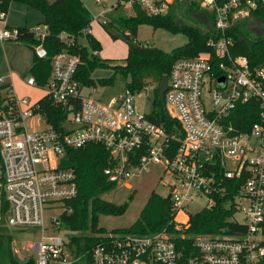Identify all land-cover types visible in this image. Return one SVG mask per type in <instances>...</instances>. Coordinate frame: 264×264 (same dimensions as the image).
I'll use <instances>...</instances> for the list:
<instances>
[{"label":"built area","instance_id":"obj_1","mask_svg":"<svg viewBox=\"0 0 264 264\" xmlns=\"http://www.w3.org/2000/svg\"><path fill=\"white\" fill-rule=\"evenodd\" d=\"M12 1L0 0V43L20 40L21 28L8 23ZM173 1L120 0L119 7L138 5L159 16L169 12ZM198 1L214 12L217 37L207 42L209 50L176 59L168 74L164 105L182 135L155 120L153 110L137 105L136 96L153 87L141 92L125 87L108 102L90 97L85 90L95 86L77 77L81 57L69 51L51 57L52 71L44 85L34 75L26 79L66 113L57 128L47 123L40 100H18L13 85L0 78V202L4 195L10 228L41 234L28 244L26 259L35 264H264V67L252 70L247 55L233 54L234 39L228 34L237 21L264 9V0H227L222 5ZM98 20L106 26L110 17L103 12ZM91 27L84 31L90 33ZM24 29L33 35L35 55L48 58V26ZM251 101L261 110L260 121L249 126L236 117L238 106ZM32 118L37 120L29 129ZM67 120L75 128L66 130ZM90 144L108 151L104 175L115 185H127L135 172L162 165L177 228L190 227L193 214L187 205L203 199V209L223 206L227 222L218 233H182L181 243L167 233L105 232L88 253L78 255L71 231L62 225V216L73 211L67 202L79 192L77 174L64 162L69 149Z\"/></svg>","mask_w":264,"mask_h":264},{"label":"trees","instance_id":"obj_2","mask_svg":"<svg viewBox=\"0 0 264 264\" xmlns=\"http://www.w3.org/2000/svg\"><path fill=\"white\" fill-rule=\"evenodd\" d=\"M31 7L41 11L44 15L43 24L48 26L49 33L44 41L49 57L39 58L34 55L33 65L29 74L35 76L39 85H44L52 71L51 57L65 50L81 57L78 66L77 77L85 85L96 86L92 72L100 66H105L97 53L90 55L88 47L80 44V36L87 39L94 51L102 49L101 42L90 32L84 30L92 25L94 17L82 0H22ZM119 1L116 14L110 17L106 25L108 33L115 39V30L123 35L128 42V55L124 65L111 66L114 70L112 77L99 80V84L108 85L114 81V77L120 74L126 80V87L133 92H141L145 87L154 88L152 117L163 123L168 131H176L182 135L179 123L171 117L164 105V99L160 96V85L163 77L170 73L172 64L176 59L194 57L200 52L209 50L207 42L217 37L214 28L215 14L205 9L199 1H190L187 7L186 17L193 16L189 22L180 23L176 20L174 10L181 8V0H174L169 12L164 15L152 16L147 14L138 5L132 8L131 15H124L119 11ZM222 5L227 0H216ZM116 8V9H117ZM257 20L264 24V9L252 11L249 16L237 21L228 34L234 39L233 54H245L250 61L252 70L264 67V32L256 34L251 29V22ZM142 24H150L155 29L163 28L172 33H183L187 42L175 48L172 52L147 45L137 39L139 27ZM33 40V35L21 28L20 40ZM218 63V62H217ZM110 66V65H109ZM42 109L48 124L57 128L64 121L66 113L51 99H40ZM260 107L255 101L238 106L237 121L244 120L247 125L260 121ZM108 151L100 144H90L80 149H69L64 166L71 167L77 174L79 186L78 195L67 202L73 211L62 216V225L71 231V245L78 255L88 253V250L99 236L105 233L104 228L97 225L99 214L122 215L128 209V202L117 204L103 198V194L111 191L116 185L109 182L104 175V169L108 165ZM9 204L4 195L0 202V214L6 218ZM229 214L223 206H217L212 210L203 209L197 214L191 215L188 229H179L174 221L175 213L172 210L168 197L153 193L137 221L127 232L153 236L158 233H167L176 240L181 239V234L198 235L205 233H218L221 226L227 222ZM264 233V226H263ZM13 234L9 227L0 224V264H35L33 258L18 259L12 248ZM94 241V242H95ZM182 242V240L178 241ZM87 263V262H86Z\"/></svg>","mask_w":264,"mask_h":264},{"label":"rangeland","instance_id":"obj_3","mask_svg":"<svg viewBox=\"0 0 264 264\" xmlns=\"http://www.w3.org/2000/svg\"><path fill=\"white\" fill-rule=\"evenodd\" d=\"M52 1V0H50ZM87 8L92 13L94 20L92 24V33L99 39L102 49L98 51L100 60L105 63V66L97 67L92 72V77L96 81L95 90H85L87 94L91 91L90 97L108 102L113 100L121 94L126 87V80L120 74H117L114 81L108 85L99 84L100 79L112 77L114 70L111 66L126 63L128 55V42L119 32L112 30L113 34L117 35V39L113 38L107 31L105 25L99 22L98 17L106 13V17H111L116 14L118 8L116 4L118 0H82ZM190 1L198 0H181V8L174 10L176 20L180 23L189 22L193 16L186 17L187 7ZM117 8V9H116ZM124 15H131V8H119V11ZM186 14V15H185ZM44 15L38 9L31 7L27 2L22 0H13L8 10V23L13 27L33 28L39 24L43 25ZM251 29L256 34L264 32V24L257 20L251 22ZM137 39L145 44L156 46L166 52H172L175 48L184 45L187 42V37L183 33H172L166 29H155L150 24H142L139 27ZM33 40H19L10 42L11 47H7L6 56L3 54L2 46H0V78L7 77L10 73L22 71L26 66L32 63L34 59V52L32 47ZM78 42L88 47L90 55H94L95 51L92 49L87 36H80ZM110 65V66H109ZM30 68L21 76L28 78ZM20 80V77H19ZM6 82L9 80L6 79ZM17 90L16 97L21 100L30 97L32 102L38 101L45 95L44 89L39 87H32L25 84L24 80H20L15 85ZM89 96V95H88ZM3 97H7V92L3 91ZM154 91L152 89L143 91L136 96V102L139 108L145 112H151L154 109L153 105ZM36 118L27 120L29 129L35 125ZM43 124H38L42 126ZM66 130L75 128L69 120L63 124ZM163 174V167L160 164H154L148 171L135 172L134 175L127 181L126 184L116 185L111 191L104 193L102 196L109 201L117 204H124L128 202L127 211L122 215H106L99 214L97 225L104 228L105 232H118L127 230L125 228L131 227L139 218L142 209L153 193L163 196H168L170 189L164 183L167 180L166 175ZM130 186V187H128ZM205 200L190 202L187 205V211L190 214H197L203 210ZM57 212L55 215H57ZM186 220L183 217L178 218ZM1 226H6V218L0 214ZM9 232L13 234L12 248L15 256L18 259H26L25 255L30 254L27 249L28 244L33 241L40 240L41 234L37 229L17 230L9 227Z\"/></svg>","mask_w":264,"mask_h":264},{"label":"crops","instance_id":"obj_4","mask_svg":"<svg viewBox=\"0 0 264 264\" xmlns=\"http://www.w3.org/2000/svg\"><path fill=\"white\" fill-rule=\"evenodd\" d=\"M93 24V23H92ZM91 33H92V30H91ZM93 34V36L97 39V40H99L95 35H94V33H92ZM10 42H14V41H9V42H5V43H0V46H2V48H3V50H2V52H3V54L6 56V49H7V47H11L12 45H11V43ZM32 48V47H31ZM33 49V48H32ZM129 49V48H128ZM34 52V51H33ZM98 54V53H97ZM34 55H35V53H34ZM33 61H34V59H33ZM33 61H32V63H30L28 66H26L22 71H16V72H14V73H10V75H8L7 77H4L5 79H7V80H9V82H6L7 84H12L13 85V90H14V95L16 96V92H17V90H16V88H15V85H17V83L20 81V80H24V82H25V84L26 85H28L27 84V81H26V78H24V77H26L25 75L24 76H21V75H23L29 68H30V70H31V67H32V65H33ZM30 75H32V74H29V76ZM19 77H20V80H19ZM28 86H30V85H28ZM19 91V90H18ZM128 187H130V186H128ZM163 196V195H162ZM164 197H166V196H164ZM168 197V196H167ZM169 198V197H168ZM179 217H182V216H179ZM178 217V218H179Z\"/></svg>","mask_w":264,"mask_h":264},{"label":"water","instance_id":"obj_5","mask_svg":"<svg viewBox=\"0 0 264 264\" xmlns=\"http://www.w3.org/2000/svg\"><path fill=\"white\" fill-rule=\"evenodd\" d=\"M225 78H221L219 80L220 83H224ZM168 88V75H165L161 81V85H160V96L162 99H164L165 96V92L167 91ZM169 197V196H168ZM78 264H87L86 262H79Z\"/></svg>","mask_w":264,"mask_h":264}]
</instances>
